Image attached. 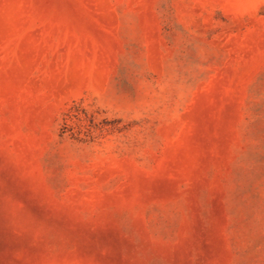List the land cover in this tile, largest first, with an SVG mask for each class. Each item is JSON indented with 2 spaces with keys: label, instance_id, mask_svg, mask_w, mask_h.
I'll return each mask as SVG.
<instances>
[{
  "label": "rangeland",
  "instance_id": "rangeland-1",
  "mask_svg": "<svg viewBox=\"0 0 264 264\" xmlns=\"http://www.w3.org/2000/svg\"><path fill=\"white\" fill-rule=\"evenodd\" d=\"M0 264H264V0H0Z\"/></svg>",
  "mask_w": 264,
  "mask_h": 264
}]
</instances>
